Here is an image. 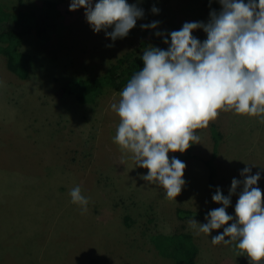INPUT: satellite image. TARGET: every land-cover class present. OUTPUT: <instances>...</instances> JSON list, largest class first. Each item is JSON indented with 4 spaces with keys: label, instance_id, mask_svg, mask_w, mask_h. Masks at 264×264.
<instances>
[{
    "label": "rangeland",
    "instance_id": "obj_1",
    "mask_svg": "<svg viewBox=\"0 0 264 264\" xmlns=\"http://www.w3.org/2000/svg\"><path fill=\"white\" fill-rule=\"evenodd\" d=\"M41 1L0 0V11L32 9ZM56 1L63 20L47 29V38L30 35L23 43L31 57L27 78L9 72L0 54V264H86L90 257L109 264H176L186 257L175 247L181 232L192 235L193 264H247L232 242H211L223 226L207 234L190 221L204 223L201 211L218 207L205 165L212 148L210 122L221 132L214 159L217 185L228 195L231 178L243 179L239 170L247 163L249 174L261 171L256 186L264 203V119L259 118L264 113L219 109L207 127L194 130L198 141H192L194 155L183 161L185 184L169 198L162 186L142 179L139 173L148 169L113 140L120 117L111 105H118L121 90L107 88L94 101L81 103L62 89L106 73L150 31L207 22L205 9L219 10L218 0H127L143 8L144 16L115 41L105 30L91 29L83 6L69 10L70 0ZM153 4L158 13L150 10ZM153 20L160 21L155 29L140 27ZM199 33L205 32L193 30ZM183 153L170 150L168 155ZM76 185L89 197L84 213L69 195ZM241 188L231 196L233 211ZM178 207L194 215L181 219Z\"/></svg>",
    "mask_w": 264,
    "mask_h": 264
},
{
    "label": "clouds",
    "instance_id": "obj_2",
    "mask_svg": "<svg viewBox=\"0 0 264 264\" xmlns=\"http://www.w3.org/2000/svg\"><path fill=\"white\" fill-rule=\"evenodd\" d=\"M218 3L220 9H210L207 22L185 21L179 29L157 30L154 34L167 48L149 44L143 50V66L126 82L118 105H111L120 117L113 140L131 150L136 165L148 169L139 173L142 179L162 186L169 198L181 192L186 167L176 155L169 158L170 150L183 153L190 141L197 142L194 130L207 127L219 109L264 113V0ZM81 6L91 29L105 30L113 41L127 36L137 18L144 16L143 8L127 0H70L68 9ZM150 10L160 11L154 4ZM159 23L153 20L140 27L155 29ZM194 29H202L206 38H198ZM239 172L243 179L231 178L228 195L215 186L211 199L221 206L205 213L206 222L193 219L190 223H198V232L207 234L223 226L211 242H235L250 264H259L264 259V203L256 186L261 171L249 174L251 167L246 163ZM241 185L234 214L227 213L231 196ZM69 195L82 213L87 211L89 197L82 194L80 185L72 187Z\"/></svg>",
    "mask_w": 264,
    "mask_h": 264
},
{
    "label": "trees",
    "instance_id": "obj_3",
    "mask_svg": "<svg viewBox=\"0 0 264 264\" xmlns=\"http://www.w3.org/2000/svg\"><path fill=\"white\" fill-rule=\"evenodd\" d=\"M209 14V11L205 9ZM0 54L4 57L6 69L15 74L18 78L25 79L29 76L30 54L23 50V43L27 36H34L36 39L47 38V29L54 27L64 18L63 11L56 0H42L41 4L32 9L12 8L10 11H0ZM156 31H150L146 37L139 40L136 48L118 56L108 67L104 74L89 76L87 78L77 79L62 86L64 92L74 96L78 102H91L101 94L105 89L110 88L114 91L122 90L126 82L131 78L132 74L143 66L140 58L143 50L151 45L160 48H167L160 36L155 35ZM201 40L206 38V33L196 35ZM209 133L212 141L211 156L205 160L207 167V185L213 193L217 186L216 182V166L214 159L217 155L221 132L214 122L208 125ZM192 141L190 146L180 156V160L185 161L192 157ZM171 158V157H169ZM212 186V187H210ZM222 194L226 195L222 188ZM221 203L218 202V207ZM209 209L201 211L208 212ZM226 212L234 214L232 203L227 206ZM177 217L183 219L192 217L194 212L189 208H176ZM232 221L226 222V224ZM175 247L184 251L186 257L184 259L177 258L176 264H193L196 259V246L193 242L192 235L189 232L179 233ZM233 245L235 242H232ZM236 248V247H235ZM241 257L250 264V258L242 250L236 248ZM86 264H109L103 263L96 257H90ZM254 264V262H253ZM259 264H264V259Z\"/></svg>",
    "mask_w": 264,
    "mask_h": 264
}]
</instances>
